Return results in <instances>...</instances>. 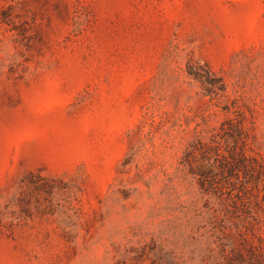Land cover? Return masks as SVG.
<instances>
[{
  "label": "rangeland",
  "instance_id": "rangeland-1",
  "mask_svg": "<svg viewBox=\"0 0 264 264\" xmlns=\"http://www.w3.org/2000/svg\"><path fill=\"white\" fill-rule=\"evenodd\" d=\"M0 264H264V0H0Z\"/></svg>",
  "mask_w": 264,
  "mask_h": 264
},
{
  "label": "trees",
  "instance_id": "trees-1",
  "mask_svg": "<svg viewBox=\"0 0 264 264\" xmlns=\"http://www.w3.org/2000/svg\"><path fill=\"white\" fill-rule=\"evenodd\" d=\"M245 146H243V148H242V150H241V152H240V156H241V158H246L247 156H246V154H245V148H244ZM195 148H193V150H194ZM194 152L193 151H191V152H189L188 154L191 156L192 154H193ZM242 159V160H243ZM201 175V174H200Z\"/></svg>",
  "mask_w": 264,
  "mask_h": 264
}]
</instances>
